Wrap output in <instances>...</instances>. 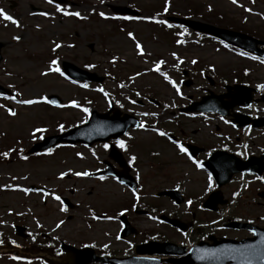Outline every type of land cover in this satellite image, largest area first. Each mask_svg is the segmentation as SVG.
Instances as JSON below:
<instances>
[{
  "label": "rangeland",
  "instance_id": "obj_1",
  "mask_svg": "<svg viewBox=\"0 0 264 264\" xmlns=\"http://www.w3.org/2000/svg\"><path fill=\"white\" fill-rule=\"evenodd\" d=\"M65 1L60 5L62 11L57 12L56 5L47 0H0V10L18 22L14 25L0 18V85L15 94L14 99L0 96V105H3L0 107V154L7 153V157L0 155V264H55L51 261V254L46 252V243H57L56 238L77 242L96 238L100 242H114L118 221L115 218L89 221V212L93 211L114 217L132 202L157 204L160 201V206L164 207L160 213L182 214L180 219L183 221L190 218L187 205L177 208L167 197L142 199L144 191L154 192L147 185V190L144 188L134 196L110 176L101 180L75 175L77 172H91L99 166L102 158H107L104 143L90 147L61 144L44 152L27 154L26 150L42 136L58 132L61 125L64 129L84 123L91 109L105 111L109 99L115 101L121 111H142L146 128L121 140L125 145H131L129 149L123 148L126 150L124 156L137 157L136 166L140 168L145 184L158 181L156 187L159 188L155 191L179 184L185 196L196 201L203 198L208 175L197 170L187 158L177 155L172 144L157 139L156 133L148 130L150 125L157 129L155 113L167 109L163 114L166 116L162 123L163 132L189 135L191 128L200 127L204 121L181 117L180 126L176 127L175 118L168 112L177 103H184L179 99L189 94L197 97L202 88L209 87L205 72L217 85L231 82L244 67L250 71L247 79H264L262 64L230 52L215 41L198 38L187 29L168 28L162 23L157 25L155 19L152 20L156 25L150 21L153 12H160V21L169 15L193 17L264 39V0H237L239 6L232 4L231 0H167V11L166 0ZM122 6L137 9L146 19L126 21L124 16L116 17L113 8ZM244 8L251 11L245 12ZM64 11L80 15H64ZM137 43L141 50H137ZM56 44L61 47L53 51ZM90 44L92 48H89ZM53 59L57 60L59 68L61 61H69L105 77V80L101 83H73L60 73L48 72ZM182 69L188 72L191 85H182ZM42 72L48 74L42 76ZM197 86L200 92L196 91ZM211 89L218 92L220 86ZM49 95H57L62 103L57 107L44 103L41 98ZM146 96L156 98L163 106L158 109L149 105V112L137 107L136 101ZM29 99L37 102L31 105L18 102ZM9 108L16 113L14 116L8 114ZM85 108L87 113L83 111ZM35 129L44 131L35 132ZM158 149L160 156L154 158L152 152ZM31 185L43 186L45 190H29ZM256 191L255 188L243 190L237 203L240 207L225 209L218 215L224 218L237 216L264 226V205L259 203ZM62 197L68 198L71 207L61 203ZM185 213L187 215H183ZM193 213L201 219L208 218L198 210ZM218 215L211 220H216ZM87 223L92 225L90 229ZM141 224L156 229L147 218ZM15 225L25 226L30 236L18 237ZM226 233L235 238L248 235L243 229ZM160 238L176 243L187 242V236L164 224H160ZM24 258L28 260L26 263L22 261Z\"/></svg>",
  "mask_w": 264,
  "mask_h": 264
},
{
  "label": "flooded vegetation",
  "instance_id": "obj_2",
  "mask_svg": "<svg viewBox=\"0 0 264 264\" xmlns=\"http://www.w3.org/2000/svg\"><path fill=\"white\" fill-rule=\"evenodd\" d=\"M15 3L14 1H12ZM142 16V13L139 15ZM131 18V17H130ZM131 20H134L131 18ZM247 53V52H243ZM246 56L253 57L252 54L247 53ZM257 61H260V58H257ZM247 74H250V71L240 70L238 74L235 76L238 80L242 83H245L253 88L256 89V93L254 97L258 98L261 94H264V87H257L258 85L264 86V79L259 80H250L247 79ZM241 77V78H240ZM233 81V82H237ZM193 95H188L187 99L193 100ZM145 100L147 102H143V100H138L137 105L139 108H144L145 110L149 111L148 105L151 104L152 101H149L146 97ZM186 101V100H185ZM249 107V113L254 116L255 118H259L260 121H264V102L263 101H255L253 102ZM179 108V106H178ZM177 108V110H178ZM141 113V112H140ZM173 113V112H171ZM136 116L141 117L142 114L135 113ZM157 116V114H155ZM160 115V114H159ZM197 118H204L205 123L201 124L200 127H194L190 129L189 135L187 133L183 134L184 138L181 139V144L183 145V148L188 150L186 148L187 144H191L194 147L190 149V158L192 160H195L202 164L203 161L208 159L210 155L215 152H227L232 154L236 160H246L248 158H252L253 161L258 163L257 169H259L261 162L262 166L264 167V123L261 126H258L257 128H252L250 126H247L246 128L237 127L236 124L231 123L229 117H220L215 114H194L193 120ZM192 120V119H190ZM211 121H214V123H211ZM225 121H228V123H225ZM192 122V121H191ZM138 126L134 129L129 131V133L126 135L133 134L134 131H139ZM133 132V133H132ZM125 136V137H126ZM174 137V136H173ZM214 137V138H213ZM176 139V137H174ZM131 145H127L129 148ZM157 151L160 152L158 149ZM181 154H184L181 152ZM132 156L126 155V162L129 167V174L134 177L136 180L135 182V191L132 192H139L142 189H144L147 185V188H150L154 192L144 191L142 195V199L144 198H151V199H159L160 197L157 196V192L155 191L157 188L156 184L158 181L153 182L151 184H148L143 181V175L140 173V168L136 166L137 158L135 157V160L132 162V164H129V159ZM134 157V156H133ZM104 163V159H101V164ZM101 164L96 168L100 169L102 166ZM103 165V164H102ZM111 168L113 171H115L118 174H121L124 169L118 166L116 162L114 161V164L111 165ZM256 173V172H255ZM246 177L250 178L251 181L247 183V189H254L257 188V194L259 196V203L261 205H264V172L260 176H256L255 174L250 173H244ZM160 178V174H159ZM238 175L231 176L229 183H227L225 186L221 188V192L224 195V198L227 199L228 204L224 207H220V210L224 209H230L234 206L240 207V204H237L240 200V190L238 189L239 184L238 182ZM225 188V189H224ZM131 189V188H130ZM215 189V184L212 181L209 190H206L205 195L210 193ZM132 190V189H131ZM228 190V191H227ZM246 191V190H244ZM150 192V193H149ZM202 203H197L191 205V223H192V229L197 233L194 237L191 238L190 241L192 243H196L199 240H207V236L213 235L216 238H219L221 234V231H216L214 227L221 226L223 227V222L221 221L220 224L215 223L216 225H213L212 222L204 221V220H198L195 218L196 215L193 213L194 207H199ZM178 208V206H177ZM160 209L164 210V207L160 206V201L158 203H140V204H132L130 203L127 205V211H126V221L128 222L127 231L128 234L126 237H121L120 239L115 237L114 242H100L98 239L93 238L90 241H71L69 239L63 240L67 242L70 245H73L78 248L87 247V252L91 249L92 252L95 254V256L98 257H104V258H128V257H137V259L140 262H143L147 259L145 258H159L158 255L155 254H147V253H137L135 251L136 247L138 245L144 244L146 242L150 241H158L162 238H160V224L163 223V219L160 217ZM174 214V215H173ZM95 215V213H93ZM176 215V216H175ZM182 214H176L172 213L169 216L170 217H179ZM89 221H94L92 219V215H89ZM136 217H141L140 219ZM147 218L149 221H152L154 223V226L156 229L152 230L150 228L144 227L141 222ZM161 218V220H160ZM192 218L193 221H192ZM165 222V221H164ZM166 223V222H165ZM90 223H87V228L90 229L92 225H89ZM61 240V239H60ZM60 240L57 241V243H46L47 245V253L51 254V261H55V264H79L81 261H77L75 263L70 262L67 260L65 253L60 250ZM33 241H36L34 239ZM124 245V246H121ZM107 245L105 248L104 246ZM21 250V249H20ZM59 253V254H57ZM89 259V255L83 256L81 259ZM50 259V258H49ZM48 259V260H49ZM90 262H87L85 264H109L107 261L103 262H96L95 260H89Z\"/></svg>",
  "mask_w": 264,
  "mask_h": 264
},
{
  "label": "water",
  "instance_id": "obj_3",
  "mask_svg": "<svg viewBox=\"0 0 264 264\" xmlns=\"http://www.w3.org/2000/svg\"><path fill=\"white\" fill-rule=\"evenodd\" d=\"M114 11L120 13L133 12L127 7H117ZM172 20L178 23L186 24L198 31L211 33L215 36L221 37L223 40L231 44L252 52H258L255 48L257 43H264L263 41L257 40L247 34L228 29H221L208 23L177 17H172ZM1 46L2 44L0 43V47ZM62 66L65 73H67V75L74 80L98 82L103 80V77L98 76L95 73L82 70L72 63L63 62ZM225 87L227 91H229L227 94V101L222 102L220 96H203L200 101L185 107L184 111H214L226 114L227 108L232 107L234 104L245 102L246 100L243 101V99H247L248 101V97L246 98L245 96L248 93L249 88L246 86L234 84L233 86L226 85ZM0 93H8V90L0 86ZM49 100L55 101V104L60 102V99L56 95H51ZM136 124L137 122L134 121L132 116L128 114L120 116V112L117 110L112 115H109L108 112L101 114L93 110L89 119L84 124L73 127L63 133L43 138L42 142L34 144L29 152H35L55 145L59 142H82L90 145L96 141H108L111 138L117 139L126 131L128 127L135 126ZM109 156L116 159L117 162L123 166L124 162L120 160V153L114 148L113 144L110 145ZM248 163L249 161H237L235 170L243 171L246 169ZM204 164L206 166H210L209 162ZM212 170L219 185L228 180L229 175L227 177H222V175H220V171L217 170L216 167L212 168ZM111 172L112 171L110 169H107L99 174H108ZM117 177L120 181L131 184L130 177L126 174H120L117 175ZM162 193L176 198L177 203L182 201V198L176 191H165ZM216 203L217 195L216 192H213L205 200L204 207L215 210ZM169 222L175 226L184 228L182 223L174 220H169ZM250 227L254 232V236L252 238L244 239L239 242H236L235 240H226L223 242H215L207 246L200 243L194 246L186 256L182 257L180 260H172V262L174 264H264V229L258 230L252 226ZM17 230L21 231L22 228L17 227ZM148 247H150V249L145 248L143 251L158 252L160 254H182L184 252L183 247L174 248L172 244L166 242L162 244L152 243ZM239 248L240 251L238 250ZM64 249L72 255L67 247Z\"/></svg>",
  "mask_w": 264,
  "mask_h": 264
},
{
  "label": "snow or ice",
  "instance_id": "obj_4",
  "mask_svg": "<svg viewBox=\"0 0 264 264\" xmlns=\"http://www.w3.org/2000/svg\"><path fill=\"white\" fill-rule=\"evenodd\" d=\"M47 2L49 3V4H51V3H53V0H47ZM102 2H103V0H102ZM231 3L232 4H234V5H237V0H231ZM237 6H239V5H237ZM167 0H166V4H165V11H167ZM56 11L57 12H61L62 11V8H61V6L60 5H57L56 6ZM244 11L245 12H250L251 11V9H249V8H244ZM64 15H72V16H76V17H79V13L78 12H71V13H69V12H67V11H64V13H63ZM41 15H46L45 13H41ZM100 15L101 16H103L104 14L103 13H100ZM0 18H3L4 20H6V21H10L12 24H14V25H16L18 22L13 18V17H11V16H9V15H7L3 10H0ZM123 19H131L130 17H123ZM159 23H164V21H159ZM181 35H183V33H181ZM129 36L130 37H132V33H129ZM13 39L14 40H18L19 39V37H13ZM178 43H179V41H178ZM61 47V45L60 44H56L55 45V47L53 48V51H55L56 49H58V48H60ZM136 48H137V50H141V45L139 44V43H137L136 44ZM141 54H142V52H141ZM241 55H247V53H241ZM252 59H257V57H255V56H253V57H251ZM193 63H195L196 61H192ZM260 63L261 64H264V59H261L260 60ZM57 65V60L56 59H53V60H51L50 61V65H49V68H48V72H57V73H60V75L61 76H63L64 74H63V72H61L60 71V68L59 67H57L56 66ZM88 67H92L91 65H88ZM157 70H158V66H157ZM48 72H42L41 73V75L42 76H44V75H47L48 74ZM165 79H168L167 78V76H165ZM169 83H171L172 84V86L174 87V88H176V85H175V83H173L171 80H169ZM84 87H87V85H83ZM258 88L259 87H264V86H260V85H258L257 86ZM177 94L179 95L180 93H179V89L177 88ZM17 95H19V93H17ZM10 99H14V97H9ZM42 100H45V102L46 103H52V104H55L56 102L55 101H48V100H46V98H41ZM19 103H21V104H25V105H31V104H33V103H36L37 101H35V100H20V101H18ZM72 106L73 107H75L76 106V103L73 101L72 102ZM0 107H3V105H0ZM165 107H167V105H165ZM248 107H251L250 105H248ZM8 111V114L10 115V116H14L16 113L13 111V110H11V109H8L7 110ZM83 111L85 112V113H87V111H88V109H83ZM225 123H228V121H225ZM138 127H140V128H144V125L143 124H140V125H138ZM60 128H61V130H63V126L61 125L60 126ZM44 131V129H35V132H43ZM125 135H127V133H125ZM159 135H161V136H163V135H165V133H163V132H160L159 133ZM116 144H117V146L118 147H120V148H124L125 147V144H124V142L123 141H121V140H117L116 141ZM177 147L179 148V150L182 152V153H187V150L185 149V148H183L179 143H177ZM104 148L105 149H107L108 148V145L107 144H105L104 145ZM50 151V150H49ZM0 155H3V156H5V157H7V153H2V154H0ZM79 155V154H78ZM135 160V157H131L130 159H129V164L131 165L132 164V162ZM199 166V165H198ZM62 176H63V173L61 174ZM75 175H77V176H81V175H83V176H88L89 175V173L88 172H83V173H79V172H77V173H75ZM100 179L101 180H103L104 179V177L103 176H101L100 177ZM209 183L211 184V177H209ZM26 191V190H25ZM57 200H59V197H55ZM188 203L190 204L191 203V201H188ZM62 211L64 210L63 208L61 209ZM59 226V225H58ZM105 248L107 247V245H105L104 246ZM57 254H59V253H57ZM13 259H16V257H13Z\"/></svg>",
  "mask_w": 264,
  "mask_h": 264
},
{
  "label": "bare ground",
  "instance_id": "obj_5",
  "mask_svg": "<svg viewBox=\"0 0 264 264\" xmlns=\"http://www.w3.org/2000/svg\"><path fill=\"white\" fill-rule=\"evenodd\" d=\"M238 250L240 251V248Z\"/></svg>",
  "mask_w": 264,
  "mask_h": 264
}]
</instances>
